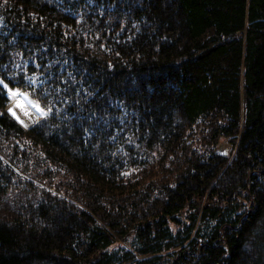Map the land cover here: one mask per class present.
<instances>
[{
  "label": "trees",
  "instance_id": "obj_1",
  "mask_svg": "<svg viewBox=\"0 0 264 264\" xmlns=\"http://www.w3.org/2000/svg\"><path fill=\"white\" fill-rule=\"evenodd\" d=\"M0 81V264H264V0H0Z\"/></svg>",
  "mask_w": 264,
  "mask_h": 264
},
{
  "label": "rangeland",
  "instance_id": "obj_2",
  "mask_svg": "<svg viewBox=\"0 0 264 264\" xmlns=\"http://www.w3.org/2000/svg\"><path fill=\"white\" fill-rule=\"evenodd\" d=\"M7 88H10L9 86ZM6 88V90H7ZM12 89V88H10ZM14 90V89H13ZM7 93L8 95L9 92L7 90ZM19 95L21 97V99L25 102V104L31 109V111L36 115V119L31 122V123H21L19 122L9 111H8V106H9V103L14 99L11 95H10V102L7 104L6 106V110L13 116L14 119H16L24 128H28V126H30L31 124L35 123V122H38L41 117H42V114H41V111H40V107H37V103L32 101L30 98H28L22 91L19 90ZM219 149L220 151L223 153V154H227L229 151H230V147H229V144L226 142V141H222L220 142V145H219Z\"/></svg>",
  "mask_w": 264,
  "mask_h": 264
},
{
  "label": "bare ground",
  "instance_id": "obj_3",
  "mask_svg": "<svg viewBox=\"0 0 264 264\" xmlns=\"http://www.w3.org/2000/svg\"><path fill=\"white\" fill-rule=\"evenodd\" d=\"M10 88H7L9 92ZM13 90V89H11ZM16 91V90H13ZM12 96V95H11ZM14 99L9 103L8 109L13 108L16 112L17 116H19V122L23 121L24 124L33 122L36 118V115L31 111V109L25 104V102L21 99L19 93L17 95L12 96ZM21 105V106H17Z\"/></svg>",
  "mask_w": 264,
  "mask_h": 264
},
{
  "label": "snow or ice",
  "instance_id": "obj_4",
  "mask_svg": "<svg viewBox=\"0 0 264 264\" xmlns=\"http://www.w3.org/2000/svg\"><path fill=\"white\" fill-rule=\"evenodd\" d=\"M0 83H3V82L0 81ZM4 87L7 88L8 85H7V84H4ZM18 92H19V90L13 91V90L9 89V94L12 95V96L17 95ZM17 106L19 107V106H21V105H17ZM37 107H39V105H37ZM8 111H9V112H10V113H11V114H12L17 120L20 119L19 116H17V114H16V112L14 111L13 108H9ZM40 111H41V114H42V115H43V114H46V113L44 112L43 109H40ZM20 122L23 123V121H20Z\"/></svg>",
  "mask_w": 264,
  "mask_h": 264
}]
</instances>
